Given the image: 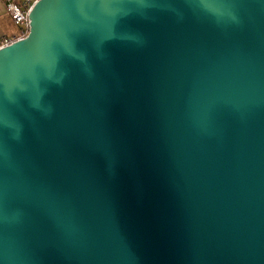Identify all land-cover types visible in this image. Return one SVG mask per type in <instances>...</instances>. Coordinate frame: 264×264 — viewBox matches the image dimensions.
<instances>
[{
  "label": "water",
  "instance_id": "95a60500",
  "mask_svg": "<svg viewBox=\"0 0 264 264\" xmlns=\"http://www.w3.org/2000/svg\"><path fill=\"white\" fill-rule=\"evenodd\" d=\"M0 50V264H264V0H38Z\"/></svg>",
  "mask_w": 264,
  "mask_h": 264
},
{
  "label": "built area",
  "instance_id": "2783aa9c",
  "mask_svg": "<svg viewBox=\"0 0 264 264\" xmlns=\"http://www.w3.org/2000/svg\"><path fill=\"white\" fill-rule=\"evenodd\" d=\"M37 1L38 0H22L20 3H17L14 0H11L6 4V12L19 30L18 34H16L15 36L0 37V50L11 45L17 40L23 39L28 34V15L31 8Z\"/></svg>",
  "mask_w": 264,
  "mask_h": 264
},
{
  "label": "crops",
  "instance_id": "0c3cea01",
  "mask_svg": "<svg viewBox=\"0 0 264 264\" xmlns=\"http://www.w3.org/2000/svg\"><path fill=\"white\" fill-rule=\"evenodd\" d=\"M20 3L22 0H14ZM5 3L0 0V37H11L18 34V27L12 22L11 18L6 12Z\"/></svg>",
  "mask_w": 264,
  "mask_h": 264
},
{
  "label": "trees",
  "instance_id": "16d2710c",
  "mask_svg": "<svg viewBox=\"0 0 264 264\" xmlns=\"http://www.w3.org/2000/svg\"><path fill=\"white\" fill-rule=\"evenodd\" d=\"M4 3H5V5L9 2V1H11V0H2Z\"/></svg>",
  "mask_w": 264,
  "mask_h": 264
}]
</instances>
